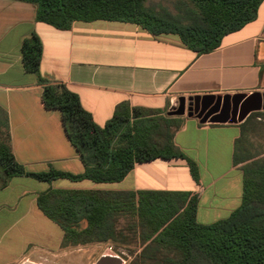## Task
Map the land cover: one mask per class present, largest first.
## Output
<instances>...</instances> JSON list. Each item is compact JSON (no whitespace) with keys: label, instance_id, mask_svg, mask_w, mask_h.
<instances>
[{"label":"crops","instance_id":"1","mask_svg":"<svg viewBox=\"0 0 264 264\" xmlns=\"http://www.w3.org/2000/svg\"><path fill=\"white\" fill-rule=\"evenodd\" d=\"M36 12L34 4L0 0V132L8 130L17 161L31 172L50 167L84 171L60 112L46 109L43 85L24 69L22 44L35 33L43 45L41 76L76 92L101 127L125 101L167 109L169 115L184 100L185 114L175 116L183 124L174 140L198 165L200 181H194L183 159L137 164L109 189L90 180L46 183L15 177L0 189V264H41L66 250L63 230L37 205L38 195L49 188L199 192L197 219L206 225L241 205L244 173L242 164H234V154L238 140L248 135L247 120L264 112V2L253 22L203 55L188 49L178 35H152L135 24L102 20L58 29L37 21ZM252 97H259L258 105L240 120L242 105ZM205 98L221 103L211 104L201 117L190 116L191 105L201 110ZM227 99H237V108L234 102L225 106Z\"/></svg>","mask_w":264,"mask_h":264},{"label":"trees","instance_id":"2","mask_svg":"<svg viewBox=\"0 0 264 264\" xmlns=\"http://www.w3.org/2000/svg\"><path fill=\"white\" fill-rule=\"evenodd\" d=\"M36 5V19L58 29L77 21H114L142 27L152 35H178L197 55L218 49L225 36L237 32L258 15L264 0H16ZM43 45L37 34L24 40V69L38 76L47 110L59 111L66 135L84 171L79 174L50 167L31 172L12 151L8 130L0 132V189L15 177L52 183L90 180L97 184L122 181L137 164L183 159L199 184L196 162L175 144L183 124L167 109L120 103L101 127L79 95L65 84L40 73ZM264 121V113L248 120ZM246 136L236 145L234 164L244 173L241 205L227 218L212 224L197 219L200 193L184 190H69L49 188L37 197L45 216L63 230L62 247L111 242L143 247L142 264H264V162L246 156ZM125 221L123 227L120 220ZM151 253L149 255L147 253ZM161 253V259H155ZM138 264V263H137Z\"/></svg>","mask_w":264,"mask_h":264},{"label":"rangeland","instance_id":"3","mask_svg":"<svg viewBox=\"0 0 264 264\" xmlns=\"http://www.w3.org/2000/svg\"><path fill=\"white\" fill-rule=\"evenodd\" d=\"M151 3L166 5V2L163 0H151ZM248 125L250 128L247 130L248 135H246L247 143L245 144V148L247 152L245 154L248 158L252 159L251 161L264 162V121L254 119ZM99 186L109 189L113 186V183H105ZM124 225L125 221L121 219L119 226L123 227ZM106 250H111L120 256L125 261V264H142L141 254L143 247L136 244L130 248H126L111 242L69 247L62 252L60 257H53L47 261H43L41 264H97L99 258ZM147 254L152 255L150 252ZM154 257L155 259H161L162 254L155 253ZM153 263V260H147L146 264Z\"/></svg>","mask_w":264,"mask_h":264},{"label":"water","instance_id":"4","mask_svg":"<svg viewBox=\"0 0 264 264\" xmlns=\"http://www.w3.org/2000/svg\"><path fill=\"white\" fill-rule=\"evenodd\" d=\"M199 105L201 107L198 108V106L195 105H191V107L189 108L190 111V116H193L195 114H198L200 117L204 114V112L206 111V109L211 105H205L204 101L202 100V102H199ZM185 102L184 100H182V105L181 107L173 112H170L169 115L170 116H177V115H184L186 112V108H185ZM261 106H259L260 108ZM200 111V112H199ZM250 112V110L246 111L244 114L241 115L240 120H243L246 115ZM97 264H125V261L118 256L117 254H115L113 251L111 250H106L102 256L99 258Z\"/></svg>","mask_w":264,"mask_h":264},{"label":"flooded vegetation","instance_id":"5","mask_svg":"<svg viewBox=\"0 0 264 264\" xmlns=\"http://www.w3.org/2000/svg\"><path fill=\"white\" fill-rule=\"evenodd\" d=\"M203 101H204L205 105L214 104V103H217V105H220V103H221V99L217 100V99H212V98H205V99H203ZM225 101H226L225 106H229L233 102H234L235 109L238 106L237 99H234L233 102L230 99H227ZM258 102H259V97H252V98L248 99L242 105V107L240 109V115L244 114L250 107H254V106L258 105Z\"/></svg>","mask_w":264,"mask_h":264},{"label":"built area","instance_id":"6","mask_svg":"<svg viewBox=\"0 0 264 264\" xmlns=\"http://www.w3.org/2000/svg\"><path fill=\"white\" fill-rule=\"evenodd\" d=\"M19 264H36V263L31 262V261H29V260H25V261H23V262H21V263H19Z\"/></svg>","mask_w":264,"mask_h":264}]
</instances>
